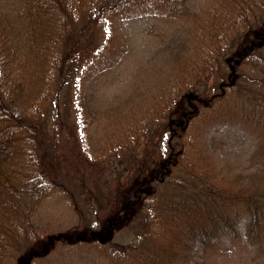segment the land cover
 I'll return each instance as SVG.
<instances>
[{
    "label": "trees",
    "instance_id": "trees-1",
    "mask_svg": "<svg viewBox=\"0 0 264 264\" xmlns=\"http://www.w3.org/2000/svg\"><path fill=\"white\" fill-rule=\"evenodd\" d=\"M227 2L233 3L231 9ZM218 4L213 10L209 7L200 22L197 50L203 64L220 49L240 43L243 27L252 20L255 23V17H264V0H218ZM154 8L175 17L193 13L187 0H0V264H34L45 257L48 245L76 242L91 244L109 264H207V255L217 256L216 264H244L219 263L242 233L249 260L264 264V31L253 33L239 47L233 63L226 59L231 63L228 71L218 74L208 94L188 98L176 82L170 94L161 97L164 101H157L136 121L126 122L121 147L135 143L141 155L132 149L127 180L119 193L125 198V211L138 207L147 221L146 229L126 249L116 248L104 237L111 228H88L86 236L76 232L46 235L35 222L36 211L46 199L57 191L66 192L48 162L50 140L43 118L48 107L43 100L61 84L70 88L72 73L88 63L90 24L108 27L125 14ZM81 15L87 18L77 33L72 25ZM32 55L42 72L31 69ZM30 74L40 79L41 92H26ZM69 90L64 94L67 102L71 101ZM177 99L185 101L184 111L169 110L175 117L156 125ZM217 100L226 106L212 114L211 121L236 120L255 142L246 166L219 163L215 156L198 162L180 148L188 118L198 106L213 109ZM82 115L76 124L85 133L91 120L85 121ZM55 131L58 136L60 127ZM175 166L179 168L173 172ZM100 235L105 240L99 242ZM40 238L44 244L39 249L13 261L20 243Z\"/></svg>",
    "mask_w": 264,
    "mask_h": 264
},
{
    "label": "rangeland",
    "instance_id": "rangeland-1",
    "mask_svg": "<svg viewBox=\"0 0 264 264\" xmlns=\"http://www.w3.org/2000/svg\"><path fill=\"white\" fill-rule=\"evenodd\" d=\"M187 2L193 12L187 16L167 15L166 10L159 8L144 9L116 18L108 27L90 24L86 30L88 37H92L87 49L90 58L85 61L88 63L81 66V61L72 73L70 88L61 84L54 89V94L52 91L49 98L43 100L48 107L43 117L50 140L46 144V152L51 155L47 157L48 162L66 191H57L36 211L35 222L44 234L76 232L79 236H86L88 228L103 231L111 228L104 237L123 250L146 229L144 211L138 207L125 211V198L119 193V186L127 180L126 164L132 149L141 155L135 143L121 147L127 133L124 129L126 122L136 121L157 101H164L161 97L169 95L176 82L182 85L184 95L199 93L202 97L208 94L218 74L228 71L231 63L226 59L230 58L233 63L239 47L247 44L253 33L258 35L264 31V17H255V23L252 20L239 32L240 43L220 49L213 60L203 64L202 54L197 50L200 22L209 7L213 10L216 4L219 6L218 0ZM227 5L231 9L233 3L227 2ZM86 18L81 15L78 22L73 23L77 33ZM207 43V40L202 43L205 48ZM30 59L31 69L37 67L42 72L33 55ZM67 89H70L69 102L64 98ZM42 90L40 79L30 74L26 92L35 94ZM54 102L59 105L56 109ZM184 106L185 101L177 99L164 110L156 125H162L163 119L175 117L169 110L181 113ZM223 106L226 102L219 103L218 100L211 110L198 106L196 113L188 118V130L180 148L187 157H196L198 162L204 161V157L208 160L215 156L219 163L227 161L234 167L246 166L255 142L247 128L236 120L211 121V115ZM83 113L85 121L91 120L85 133H81L76 124ZM55 127H60L58 136ZM192 148L196 152H192ZM178 168L171 167V170L176 172ZM242 230L241 225L240 232ZM102 236L98 237L99 242L105 240ZM43 244V238L25 240L20 243L13 261L23 260L26 252L39 249ZM90 245L82 242L55 247L48 245L45 257L34 264H46L47 259L50 264H109ZM231 248L230 252L219 257V263L227 260L253 264L249 260V248L243 233ZM206 262L216 264L218 257L207 255Z\"/></svg>",
    "mask_w": 264,
    "mask_h": 264
},
{
    "label": "water",
    "instance_id": "water-1",
    "mask_svg": "<svg viewBox=\"0 0 264 264\" xmlns=\"http://www.w3.org/2000/svg\"><path fill=\"white\" fill-rule=\"evenodd\" d=\"M191 97V95H188V98H190Z\"/></svg>",
    "mask_w": 264,
    "mask_h": 264
}]
</instances>
